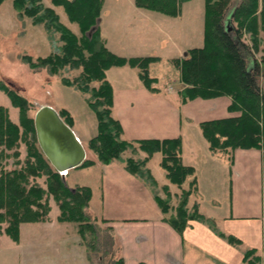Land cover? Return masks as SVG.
Segmentation results:
<instances>
[{"label":"trees","instance_id":"obj_1","mask_svg":"<svg viewBox=\"0 0 264 264\" xmlns=\"http://www.w3.org/2000/svg\"><path fill=\"white\" fill-rule=\"evenodd\" d=\"M186 1L135 0L140 7L172 16L182 13ZM13 3L19 13L30 16L34 23L44 24L61 41L46 56L34 58L26 54L23 59L34 70L46 68L51 75L59 74L63 83L88 94L87 102L98 121L97 133L89 140L88 149L104 163L124 162L130 172L148 184L156 183L148 163L159 153L167 179L181 188L182 195L177 214L168 215L170 200L156 193L165 218L182 231L191 219L203 217L199 202L191 203L198 188L197 177L195 167L183 161L182 137L129 139L114 114V87L108 78V69L124 64L136 67L143 82L158 91L159 78L151 67L161 57L126 56L110 49L100 26L104 0H50V4L44 0H14ZM60 10L77 24L78 31L63 19ZM262 29L264 0H205L204 43L188 48L181 58H171L182 81L183 100L220 95L232 98L229 109L234 114L201 122L212 151L225 153L230 158L238 147H258L263 150L264 159V56L256 55L260 46L256 39ZM246 30L253 34L254 44L243 38ZM0 90L20 110L19 120L15 121L10 108L0 103V232L5 231L18 241L23 222L49 220L53 197L60 208L58 220L76 221L89 258L94 257L91 251L98 250L94 255L102 259L111 243L107 236L113 233L107 228L110 232L105 230L104 237L100 236L101 227L88 212L93 187L83 183L69 185L63 172L52 164L39 143L35 114L31 113L34 105L28 96L1 79ZM59 112L73 125L69 109L61 108ZM23 143L27 149L24 160L20 158ZM8 150L13 151L19 166L6 168L1 163V158L11 155ZM140 150L145 156L125 155L128 151ZM95 162L96 159L87 157L79 166ZM43 176L46 185L39 180ZM163 187L170 195V185L166 183ZM231 239L238 241L234 236ZM101 252L103 256L99 255ZM244 258L256 264L262 254L252 247L245 250Z\"/></svg>","mask_w":264,"mask_h":264},{"label":"crops","instance_id":"obj_2","mask_svg":"<svg viewBox=\"0 0 264 264\" xmlns=\"http://www.w3.org/2000/svg\"><path fill=\"white\" fill-rule=\"evenodd\" d=\"M140 8L146 10L123 13L124 24L120 26L125 27L123 29L116 21V31L107 29L106 32L100 23L107 45L126 56L158 55L163 58L162 50L157 48H164L171 35L164 27L173 26L175 22L159 21L147 12L156 10ZM157 39L161 42L159 46ZM193 46L180 47L179 50L185 52L168 57L169 60L181 58ZM107 74L114 87V114L122 123L125 137H182L183 161L195 167L197 177L198 188L191 203L199 202L203 215L191 219L182 231L177 229L165 218L150 184L130 172L122 161L96 160L90 165L100 178V214L95 212V217L111 228L117 242L118 259H121L119 263L252 264L244 258L246 249L253 247L264 253L263 150L238 147L230 158L225 153L212 151L201 127L204 120L234 114L229 109L232 98L220 95L183 100L182 82L174 89L171 85L157 84L159 90L154 91L143 82L138 69L129 64L113 66ZM62 108L70 110L71 126L90 150L88 142L98 128L96 114L94 121L91 116L90 129L81 126L78 130L72 109ZM155 178L160 186L164 183L176 185L170 183L165 171L163 181L156 175ZM232 236L238 241H232Z\"/></svg>","mask_w":264,"mask_h":264},{"label":"rangeland","instance_id":"obj_3","mask_svg":"<svg viewBox=\"0 0 264 264\" xmlns=\"http://www.w3.org/2000/svg\"><path fill=\"white\" fill-rule=\"evenodd\" d=\"M13 1L2 0L0 2V79L28 96L34 105L33 110H31L32 114H35L36 109L45 104L52 105L58 110L62 107H69L77 119L76 129H81V126L90 129L92 126L91 116H93V121L96 116L87 102L88 94L72 85L63 83L59 74L51 75L46 68L34 70L23 59L26 54H31L34 58L46 56L60 45L61 41L44 24L34 23L30 16L19 13ZM44 2L50 4V0H44ZM137 9L146 10L138 7L135 0H104L100 23H102L106 32L107 29L114 32L116 31V21H118L119 27L124 24L123 13H133L131 11ZM147 12L159 21L164 19L175 22L173 26L164 27L171 32V35L167 39L164 48H157L162 50L163 58L154 62L151 67L152 73L159 78L158 85H171L174 89L178 82L182 81L176 65L168 57L184 53L185 51L181 52L179 50L180 47L203 44L205 0H188L184 2L182 13L176 17L156 11ZM62 17L73 29L78 31L77 24L69 21L63 11ZM123 28L125 27L121 29ZM243 38L250 44H254V37L250 31L246 30ZM256 40L260 44L259 49L256 50V55L262 57L264 56V29L260 31V36ZM160 43L157 39L158 46L161 45ZM172 48L175 49L170 52L169 50ZM66 73L68 72L66 71ZM0 103L10 108L11 116L15 121L19 120V108L12 104L10 97L3 90H0ZM8 152L11 155L1 158V163L6 168L19 166L16 162L17 157L12 155L13 151L8 150ZM20 152V158L24 160L27 155L24 143L21 145ZM132 153L136 158L145 156V152L141 150L128 151L125 155ZM87 157L95 159L96 155L92 150H87ZM159 159L160 155L156 153L149 161L148 166L152 168L153 174L163 181L164 169L160 167ZM96 160H98L97 157ZM63 174L67 183L71 186L79 183L93 186V196L88 205V212L101 227L100 236L104 237L105 230L109 233L108 229L110 227H106L98 217H95V212L100 214L99 174L90 165L74 167ZM39 180L46 185L45 176L39 178ZM150 185L160 197L170 200L171 207L168 215H176L177 208L182 200L181 188L169 184L171 194L167 195L163 184L160 186L151 181ZM50 203L52 209L49 220L23 222L20 226V239L18 241L14 240L5 231L0 232V264H119L117 261L118 251H116L117 242L113 236H107L108 241L112 244H109L106 255L103 256L102 252L99 253L100 256H103L100 259L97 255V257L94 255L98 250L91 251V255L94 257L90 259L88 249L79 232L78 223L73 220H58L59 205L53 197H51ZM4 224L6 225V223ZM59 244L60 247L58 248ZM256 264H264V253L262 259Z\"/></svg>","mask_w":264,"mask_h":264},{"label":"water","instance_id":"obj_4","mask_svg":"<svg viewBox=\"0 0 264 264\" xmlns=\"http://www.w3.org/2000/svg\"><path fill=\"white\" fill-rule=\"evenodd\" d=\"M35 125L39 143L57 170L65 173L87 158L86 146L54 106H40Z\"/></svg>","mask_w":264,"mask_h":264}]
</instances>
